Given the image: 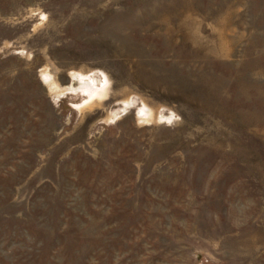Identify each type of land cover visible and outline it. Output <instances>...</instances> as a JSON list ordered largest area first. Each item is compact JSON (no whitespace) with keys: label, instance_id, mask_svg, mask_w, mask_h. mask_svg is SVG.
<instances>
[{"label":"rangeland","instance_id":"rangeland-1","mask_svg":"<svg viewBox=\"0 0 264 264\" xmlns=\"http://www.w3.org/2000/svg\"><path fill=\"white\" fill-rule=\"evenodd\" d=\"M0 264H264V0H0Z\"/></svg>","mask_w":264,"mask_h":264},{"label":"bare ground","instance_id":"bare-ground-1","mask_svg":"<svg viewBox=\"0 0 264 264\" xmlns=\"http://www.w3.org/2000/svg\"><path fill=\"white\" fill-rule=\"evenodd\" d=\"M74 90H80L83 94L88 95V100H92L94 96L99 97V99L102 98V94L100 93L101 90L99 92L95 91L93 80L78 83L77 88Z\"/></svg>","mask_w":264,"mask_h":264}]
</instances>
